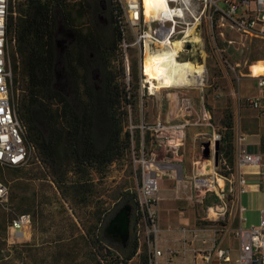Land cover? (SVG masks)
I'll list each match as a JSON object with an SVG mask.
<instances>
[{
	"label": "rangeland",
	"instance_id": "obj_1",
	"mask_svg": "<svg viewBox=\"0 0 264 264\" xmlns=\"http://www.w3.org/2000/svg\"><path fill=\"white\" fill-rule=\"evenodd\" d=\"M69 1L73 6L71 18L77 28L86 30L92 26L108 41L111 40L113 25L109 0ZM117 2L121 4L119 0ZM144 3L146 8L145 0ZM84 11L85 14L80 15ZM182 25L185 30L190 28L195 32L197 35L191 31L192 35L199 37V42H193L188 37L186 44H190V47L186 48L184 45L177 59H189L197 65L202 64L207 72V83L211 87L216 86L224 90L225 93L218 96L213 94L208 98V102L204 103L205 110L210 112V124L205 123L207 119L202 114V108L199 113L190 112L183 116L189 121L185 135L186 131L190 134L195 129L191 148L187 150L186 146L189 142L186 140V146L179 149L176 159H171V167L160 173L157 243L163 250V255L159 259V264H216L218 261H221V264H231L223 259V256L235 258L239 251V243L235 236V229L239 226L240 220L239 202L246 208V216L258 215L260 212L251 192H242L239 195L236 181H233V189H230L228 179L230 178L229 162L232 160L231 144L228 142L231 157L226 159V163H222L218 158L217 165L213 157L214 146L212 148L210 146L209 157L203 156L201 134L205 133L209 136L214 130L223 134L227 132L229 133L227 137L231 140V132L223 128L225 124L223 122L227 120L226 115L231 112V103L230 101L223 103L222 99L225 96L232 98V89H236L238 85L234 77L235 72L241 76H252L248 74L249 72H257L258 76L264 75V36L242 34L227 25L224 27V34L220 35L218 28H215L214 35L220 49V52L215 53L211 48L212 31L209 23L201 20L195 29L191 25ZM55 41L57 48L55 87L71 96L73 91L64 67L63 53L73 42V34L62 22H59L57 27ZM156 48L155 45L150 46L151 50ZM128 54L129 79L123 77L121 81L125 84L130 82L131 92L136 93L137 98L135 106L127 108L128 118L124 125L125 129L131 130L134 135L135 154L127 153L116 159L107 167L101 179L93 175L97 183L92 200L96 197L100 198L102 208L107 209V216L104 213L107 218L103 230L108 219L122 206L127 205L130 208L129 238L134 236L137 239L138 249L128 264H147L148 250L143 241L142 231L137 234L135 229L131 228L134 198L140 180L139 173L134 171L131 158H141L139 156L141 130L138 125L152 123L157 119L172 122L178 113L174 111L176 102L169 87L160 88L156 85L154 92L148 94L144 89V94L141 96L140 81L145 76L141 65L144 52L135 44L128 49ZM90 55L93 56L92 53ZM220 57L225 62L223 65L219 62ZM113 65L117 68L118 63L115 61ZM230 66H234V70ZM224 72L230 77L229 83L221 78ZM92 79L98 86L101 76L97 68L92 70ZM143 141L145 151L155 153L150 157L148 154L147 158L157 160L173 158L172 153L164 145L154 146L149 132H143ZM192 144L195 145L193 150ZM184 149L199 159L198 167L201 171L207 169V174L216 171V175L222 179L219 180L220 186L216 185L215 189L206 192L193 186L192 165L182 174L180 157L185 153ZM30 158L26 166L1 170V176L10 186V203L6 208L0 206V217H4L6 224L9 225L10 220L18 214L23 212L30 214L29 224L23 227L24 237L11 235L7 226V246L1 250V255L6 256L9 253L10 264H96L93 248L87 241L88 230L96 222L94 203L89 202L83 206L64 201L52 182L46 165L34 152L31 153ZM184 174L186 176H183ZM245 179L247 182L256 181L253 174L245 175ZM126 193L135 194V197L125 200L122 195ZM257 223L258 221L253 224ZM248 225L250 222H244L242 226ZM107 239L110 243L108 248L110 253L114 258L116 256L121 258L123 254L119 248L126 246L127 241L121 243L111 237ZM10 246L14 247L10 250L8 249ZM205 256H209L208 259ZM0 264L9 263L7 260H1Z\"/></svg>",
	"mask_w": 264,
	"mask_h": 264
},
{
	"label": "trees",
	"instance_id": "obj_2",
	"mask_svg": "<svg viewBox=\"0 0 264 264\" xmlns=\"http://www.w3.org/2000/svg\"><path fill=\"white\" fill-rule=\"evenodd\" d=\"M113 25L110 41L92 26L83 30L73 24V6L69 0H24L14 4L7 32L12 43V96L18 119L24 126V140L42 161L61 198L70 204L93 202L96 222L88 230V243L93 248L96 264H128L138 249V241L131 236L121 246V258L108 250L110 243L103 234L108 214L100 198L92 200L96 192L93 175L101 179L107 167L116 159L130 153V131L125 129L128 107L136 104L137 94L126 90L123 60L119 51L122 38L121 7L117 0H109ZM85 14V11L80 14ZM62 22L73 34V42L63 53L64 67L73 94L55 87L57 61L56 31ZM93 54L90 55V54ZM117 62V68L113 65ZM97 68L101 79L98 86L92 79ZM223 128L231 132L232 114L226 115ZM221 133L218 157H231L227 132ZM232 160L229 162L231 172ZM13 168V167H12ZM135 194H123L132 199ZM131 228L138 218L134 198ZM75 211V210H74ZM104 213L106 216H104ZM104 216V217H103ZM11 222V220H10ZM9 222V223H10ZM6 220L0 217V261L6 247ZM90 231V232H89ZM11 247L14 246H10ZM6 258V259H4Z\"/></svg>",
	"mask_w": 264,
	"mask_h": 264
},
{
	"label": "built area",
	"instance_id": "obj_3",
	"mask_svg": "<svg viewBox=\"0 0 264 264\" xmlns=\"http://www.w3.org/2000/svg\"><path fill=\"white\" fill-rule=\"evenodd\" d=\"M24 0H0V206L8 207L10 199L9 183L1 176V170L12 167L26 166L30 162V155L33 147L24 140V126L18 119L12 96V69H11V41L7 32L8 19L10 13H14V4ZM121 2L122 18V38L119 43V51L123 60L125 77L129 79V54L128 49L132 45H138L144 52L146 46H162L164 42L181 38L186 45L187 38L185 26L191 25L194 29L204 20L209 23L212 31L211 48L213 52H220L216 43L215 28H218V34H224L225 25L230 28L248 35L264 36V0H168L173 9L181 10L182 14L171 18H147L144 14L143 0H119ZM230 41V40H228ZM144 59V56H143ZM143 59L142 63L143 64ZM219 62L224 64L220 57ZM234 70V66H230ZM144 77L140 81L141 96L146 89L151 94L150 84L147 80L144 67L142 66ZM235 81L240 82L241 75L235 72ZM204 78L201 74L196 77V83L202 84ZM256 86L264 88V75L256 78ZM129 89L127 84L126 90ZM237 95V90L233 91ZM238 101L258 112L264 114V95L252 94L249 96H238ZM202 105V114L210 121V112L205 110L204 102ZM184 114L190 113V104H182ZM189 121L186 118L173 122H166L160 119L152 123H141V158H131L135 173H139L140 180L137 188L135 201L137 203L138 218L134 224L137 234L142 231L143 241L148 250L147 264H159V259L163 255V250L158 247L157 234L158 227V191L161 172L172 164L171 159L179 154V149L185 143V128ZM131 135L130 153L135 154L133 145L134 135ZM149 132L151 142L154 146L164 145L172 153L170 160L156 158H147L155 154L153 151L146 152L143 141V132ZM202 143L209 141L211 148L215 141L221 140V133L213 131L211 135L201 134ZM231 146H232V166L230 172L229 184L232 190L233 181L237 182L239 194L246 188V170L247 165H257L258 171L264 173L263 153L258 150H249L246 142V134L240 124L231 127ZM219 158V157H218ZM222 163L225 160L220 159ZM218 165V162H217ZM214 170L212 174L203 173L198 168L193 169L191 180L194 187L204 192L220 186L221 177L216 175ZM221 176V175H220ZM222 180V179H221ZM245 207L239 203V212H243ZM241 220H244L239 216ZM30 222V214L23 212L11 220L8 230L11 235L25 236L23 227ZM235 236L239 243L237 257L230 258L224 255L223 259L231 264H264V209L260 210L257 224H251L235 229ZM223 254V252H221ZM220 254V255H221ZM208 259L209 256H205ZM216 264H221L218 261Z\"/></svg>",
	"mask_w": 264,
	"mask_h": 264
},
{
	"label": "crops",
	"instance_id": "obj_4",
	"mask_svg": "<svg viewBox=\"0 0 264 264\" xmlns=\"http://www.w3.org/2000/svg\"><path fill=\"white\" fill-rule=\"evenodd\" d=\"M183 46L184 44L182 43V49L178 52L177 55L182 53L181 51L184 49ZM185 47L186 48L190 47V44H186ZM201 69L202 70L200 74L201 75L203 74L202 76L204 78V81L201 85L196 83V78L194 79L192 77L190 80H184V81L178 80L174 82L172 86L168 88L176 102L174 111L178 113V116H176V118L172 120V122L177 121V120H182L183 118H185L183 117V114H184L183 106H182L183 102L190 104V112L199 113L200 108L202 106L201 103L202 102L205 103V101L208 102V98L211 95L214 94L218 96V95H223L225 93L223 92L224 90L216 86L211 87V85L208 84L206 81L207 72H206L205 67L204 68L202 67ZM248 74L252 76H249V75L242 76L236 89H232V92H231L232 98L225 96L224 99H222V101L223 103H225V101L226 102L230 101L231 114H232V119H231L232 126L236 124L241 125L243 131L246 134V142H247L248 149L252 151L258 150L264 154V114L246 105H242L238 101V96H249L252 94L264 95V88H258L256 86L255 77L258 76V73L249 72ZM221 78H223L224 80H226V82L229 83L230 77L227 73L224 72ZM209 88H211V90H209ZM234 90H237V95L234 94L233 92ZM198 98L199 100H197ZM205 123L210 124V121H206ZM194 130L195 129H193L190 134L187 133L186 131L184 145L186 146V140H188L189 145L186 146L187 150L191 148V141L194 140V133H195ZM193 148H195V145L192 144V150ZM184 150H185L184 151L185 153L181 155L183 158L180 157L181 164H182V174L191 165H192V169H195V168L201 169L200 167H198L199 159L195 158L193 155L188 153L186 149ZM263 161H264V155H263ZM252 167L254 166L248 165L245 167L246 175L253 174L256 177V181H253V182L246 181V186H245L246 189L243 192H251L254 195L255 204L258 207V210L260 212L261 209H264V173L259 172L257 170L258 169L257 166L254 169ZM206 171L207 169L204 170L203 173H206ZM183 176H186V174H184ZM245 211H246V208L243 212L240 213L241 218L244 219V220H241L239 218L240 225H243L244 222L245 223L250 222V225H251L254 222H257L259 220L260 213H258V215L246 216Z\"/></svg>",
	"mask_w": 264,
	"mask_h": 264
},
{
	"label": "bare ground",
	"instance_id": "obj_5",
	"mask_svg": "<svg viewBox=\"0 0 264 264\" xmlns=\"http://www.w3.org/2000/svg\"><path fill=\"white\" fill-rule=\"evenodd\" d=\"M143 0L144 14L147 18H171L175 14L181 15L182 11L173 9L168 0ZM190 28L185 30L183 37L190 39L193 42H199V37L195 32L192 35ZM183 40L174 38L164 42L162 46H157L151 50L146 46L145 55L142 66L144 67L147 80L150 84L151 92H154V87L168 88L178 80L195 79L201 72V65H197L193 60H179L177 54L182 48ZM199 64V63H198ZM203 75V74H202ZM181 83V82H180ZM183 83V82H182ZM186 83V82H185ZM189 84V83H188ZM248 166V165H247ZM257 166V165H250Z\"/></svg>",
	"mask_w": 264,
	"mask_h": 264
},
{
	"label": "water",
	"instance_id": "obj_6",
	"mask_svg": "<svg viewBox=\"0 0 264 264\" xmlns=\"http://www.w3.org/2000/svg\"><path fill=\"white\" fill-rule=\"evenodd\" d=\"M142 63V60H141ZM203 151L202 154L204 157L210 156V142L206 141L203 143ZM218 146L219 142H214V152L213 157L215 164L218 162ZM129 213L130 208L127 205L122 206L118 211H116L110 219H108L103 234L104 236L111 237L115 241H119L121 243L126 242L129 238Z\"/></svg>",
	"mask_w": 264,
	"mask_h": 264
},
{
	"label": "flooded vegetation",
	"instance_id": "obj_7",
	"mask_svg": "<svg viewBox=\"0 0 264 264\" xmlns=\"http://www.w3.org/2000/svg\"><path fill=\"white\" fill-rule=\"evenodd\" d=\"M128 240H129V238H128ZM128 240H127V242H128ZM127 242H126V243H127ZM126 245H127V244H126Z\"/></svg>",
	"mask_w": 264,
	"mask_h": 264
}]
</instances>
